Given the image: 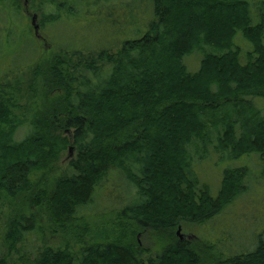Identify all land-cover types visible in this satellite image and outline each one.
<instances>
[{
  "label": "trees",
  "instance_id": "trees-1",
  "mask_svg": "<svg viewBox=\"0 0 264 264\" xmlns=\"http://www.w3.org/2000/svg\"><path fill=\"white\" fill-rule=\"evenodd\" d=\"M24 1L41 31L82 14L111 26L117 6L137 29L108 45L46 51L0 80V264H264V232L239 253L177 236L249 190V168H228L214 196L193 174L197 158L264 162V0ZM197 52L190 72L185 58ZM107 190L116 219L90 224ZM46 231L65 241L34 246L33 257L28 244Z\"/></svg>",
  "mask_w": 264,
  "mask_h": 264
},
{
  "label": "rangeland",
  "instance_id": "rangeland-1",
  "mask_svg": "<svg viewBox=\"0 0 264 264\" xmlns=\"http://www.w3.org/2000/svg\"><path fill=\"white\" fill-rule=\"evenodd\" d=\"M23 2L24 0H22ZM37 15L39 22L41 15L40 13ZM80 17L81 19H65L63 22L42 30L41 35L44 40H41L34 36L31 19L27 14L23 11L19 12L11 0H2L0 3V80L7 75L12 77L19 75L18 72L28 69L46 51L71 47L80 48L95 44L98 46L108 45L111 42H120L128 37H134L137 29L135 24L129 23L131 16L128 15V9H122L119 6H117L116 22L111 26L109 22H104L105 15H103L102 23L97 25L92 24L94 19L89 15L82 14ZM197 55L198 52L185 58V65L190 72H196L200 68L202 59L200 55ZM256 101L262 103L261 107L264 105V99L258 98ZM27 133V128L21 129L17 134V139H24ZM74 155V151L71 153L68 151L63 155L62 168L67 167ZM236 167H247L250 170L251 180L247 182L248 192L206 225L182 228V233L198 235L204 240L217 244L220 250L225 249L229 252L239 253L245 252L246 249L253 250L255 247L253 243H256L258 236L264 232V162L261 161L258 154L232 159L227 155L213 154L212 152L209 157L202 154L197 158L193 174L199 179L201 185H208L212 194L216 196L224 171ZM121 185L123 186L121 189L126 192L125 183L122 182ZM117 190L122 195L120 188ZM134 193L135 189H133ZM114 194L115 192L112 194L107 190L103 195L95 198L91 207L97 213L93 215L94 217L88 218L90 224L102 226L110 224L116 219V209L120 205L117 204ZM118 199L120 203L125 204L131 201L126 199L125 195ZM45 226L47 229L48 225ZM53 235L54 233L49 231H46L43 237L39 235L41 241L36 244H28L27 251L33 256V247L44 245V242L54 247L63 245L65 240L61 236L54 237ZM141 240L144 246L150 245V240L146 236H143ZM70 242L72 245L77 244V240L71 238ZM17 256L14 253L12 258L15 259Z\"/></svg>",
  "mask_w": 264,
  "mask_h": 264
},
{
  "label": "water",
  "instance_id": "water-1",
  "mask_svg": "<svg viewBox=\"0 0 264 264\" xmlns=\"http://www.w3.org/2000/svg\"><path fill=\"white\" fill-rule=\"evenodd\" d=\"M26 13V12H25ZM27 14V13H26ZM29 15V14H27ZM31 25L34 29V32H35V36L39 39L43 38L42 35H41V26L40 24L38 23V15L37 14H32V17H31ZM177 236L183 240L185 237L187 238H191L190 235H186V234H183L182 233V226H179L178 227V230H177Z\"/></svg>",
  "mask_w": 264,
  "mask_h": 264
},
{
  "label": "flooded vegetation",
  "instance_id": "flooded-vegetation-1",
  "mask_svg": "<svg viewBox=\"0 0 264 264\" xmlns=\"http://www.w3.org/2000/svg\"><path fill=\"white\" fill-rule=\"evenodd\" d=\"M24 4H25V8H26V13L27 14H29V15H27L30 19H31V17H32V14H37V13H31L30 11H29V8H28V6H27V1H24ZM41 40H44L43 38H41Z\"/></svg>",
  "mask_w": 264,
  "mask_h": 264
}]
</instances>
